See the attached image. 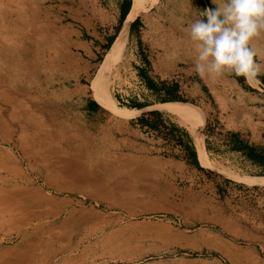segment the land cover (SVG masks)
<instances>
[{"label":"rangeland","instance_id":"374dc122","mask_svg":"<svg viewBox=\"0 0 264 264\" xmlns=\"http://www.w3.org/2000/svg\"><path fill=\"white\" fill-rule=\"evenodd\" d=\"M120 1L0 0V264H264V178L209 158L204 134L217 123L190 82L199 75L186 30L210 0H142L133 40L117 47L118 33L93 55L72 45L81 33L106 36ZM255 46L264 63V37ZM143 67L181 91L147 108L164 114L153 124L133 108L147 103ZM21 127L29 141L48 134L62 156L48 166L24 158L4 140ZM185 144L210 164L196 167Z\"/></svg>","mask_w":264,"mask_h":264},{"label":"crops","instance_id":"0c3cea01","mask_svg":"<svg viewBox=\"0 0 264 264\" xmlns=\"http://www.w3.org/2000/svg\"><path fill=\"white\" fill-rule=\"evenodd\" d=\"M130 8L129 0H121L114 15L116 22L105 33L106 36L102 35L100 40L97 35L87 39L81 33L73 37L72 45L89 55L111 48ZM208 8H215L212 0H210ZM137 18L136 22L135 18L129 25L128 41L136 38L135 35L140 32L138 29L141 28V18L139 16ZM119 25L120 29L118 30ZM86 31L89 33L88 30ZM257 62H259L258 57ZM139 73V78L143 81V91L147 97V103H141L142 105L133 108L143 111L142 119H151L153 115L147 113V111H151L147 108L162 102V99L170 94L168 89L172 88V84L167 81H157L145 67L141 68ZM192 79L193 81L190 82L197 89V95L209 108L208 112H213L212 116L215 117L217 123V125L214 124L211 132L204 134V148L209 158L227 163L238 174L244 173L250 177L264 178V75L258 77V83L249 82L244 77L228 73L215 79H210L207 76H196ZM178 93L181 91L177 88L175 94ZM130 99H132L131 96ZM211 103L216 104V108H211ZM98 108L95 107L94 110ZM160 114L164 117L163 113L160 112ZM232 134H234L236 142L248 145L255 154L261 155L262 160L255 161L249 157L247 149H235L233 147L235 140L233 141ZM188 143L191 144L190 140ZM194 148L199 161L196 147Z\"/></svg>","mask_w":264,"mask_h":264},{"label":"clouds","instance_id":"9594fccd","mask_svg":"<svg viewBox=\"0 0 264 264\" xmlns=\"http://www.w3.org/2000/svg\"><path fill=\"white\" fill-rule=\"evenodd\" d=\"M187 31L195 52L194 71L215 79L224 74L259 82L264 63L257 62L255 41L264 37V0H212Z\"/></svg>","mask_w":264,"mask_h":264},{"label":"bare ground","instance_id":"6f19581e","mask_svg":"<svg viewBox=\"0 0 264 264\" xmlns=\"http://www.w3.org/2000/svg\"><path fill=\"white\" fill-rule=\"evenodd\" d=\"M23 3V2H22ZM25 3V2H24ZM8 6V5H7ZM39 6V5H38ZM145 6V5H144ZM29 8V7H28ZM140 9H142L143 10V1L142 0H132V6H131V8H130V11H129V13H128V15H127V18H126V20H125V22H124V24H123V26H122V28H121V30H120V32H119V34H118V37H117V40H116V42H115V45L117 46V47H119V46H122V45H124L125 44V42L127 41V37H128V31H129V25H130V23H131V20L133 19V16L135 15V13L138 11V10H140ZM17 10V9H16ZM19 10V9H18ZM22 11V10H21ZM33 11V10H32ZM8 12V11H7ZM38 12V11H37ZM39 12H41V11H39ZM36 13V12H35ZM10 16V15H9ZM36 16V15H35ZM45 17V16H44ZM49 17V16H48ZM3 18V17H2ZM39 19V18H38ZM33 20V19H32ZM3 22V21H2ZM2 22H1V24H2ZM35 22V21H34ZM42 22V21H41ZM31 23V22H30ZM51 23H52V21H51ZM11 24V23H10ZM3 25V24H2ZM12 26V25H11ZM23 26V25H22ZM47 26V25H46ZM7 27V26H6ZM30 28V27H29ZM57 28H59V27H57ZM52 29V28H51ZM7 31V30H6ZM10 31V30H9ZM37 32V31H36ZM53 33H54V31H53ZM56 33V32H55ZM24 34V33H23ZM28 34V33H27ZM43 34V33H42ZM46 34V33H45ZM60 34V33H59ZM28 36V35H27ZM51 36V35H50ZM60 36V35H59ZM23 38V37H22ZM35 38H37V37H35ZM34 38V39H35ZM52 38V37H51ZM1 39V38H0ZM21 39V38H20ZM39 39V38H38ZM50 39V38H49ZM53 39H56V38H53ZM59 39H61L60 37H59ZM58 39V40H59ZM60 41V40H59ZM64 41V40H63ZM4 42V41H3ZM44 42V41H43ZM46 42V41H45ZM22 43V42H21ZM34 43V42H33ZM23 44V47H25L26 48V46H24L25 44L24 43H22ZM42 44V43H41ZM64 44V43H63ZM38 45V44H37ZM53 45H55V44H53ZM164 46V45H163ZM38 47V46H37ZM65 47V46H64ZM9 48V47H8ZM46 48V50L48 49L47 47H45ZM51 48V47H50ZM66 48H67V46H66ZM166 48V47H165ZM36 49V48H35ZM55 49V48H54ZM58 49V48H57ZM10 50H12V49H10ZM24 50V49H23ZM28 50V49H27ZM33 50V49H32ZM25 52H26V50H25ZM48 52H49V49H48ZM53 52V51H52ZM3 54V53H2ZM22 54V53H21ZM48 55V54H47ZM58 55V54H57ZM14 56V55H13ZM12 56V57H13ZM20 57V56H19ZM46 57V56H45ZM58 57H59V55H58ZM21 58V57H20ZM62 58V57H61ZM60 58V59H61ZM64 58V57H63ZM74 58V57H73ZM123 58V57H122ZM42 59V58H41ZM44 59V58H43ZM42 59V60H43ZM56 59H57V57H56ZM9 61V60H8ZM7 61V62H8ZM27 61H30V60H27ZM36 61V60H35ZM67 61V60H66ZM14 62V61H13ZM44 63V62H43ZM70 63V62H69ZM116 63V62H115ZM11 64V63H10ZM16 64V63H15ZM20 64V63H19ZM22 64V63H21ZM56 64V63H55ZM66 64V63H65ZM11 66V65H10ZM17 66V65H16ZM30 66V65H29ZM32 66V65H31ZM36 66H39V64L38 65H36ZM44 67V66H43ZM5 68V67H4ZM13 68V67H12ZM53 68V67H52ZM9 69V68H8ZM27 70V69H26ZM46 70V69H45ZM55 70H56V68H55ZM32 71V70H31ZM52 72H54V71H52ZM12 73V72H11ZM40 73V72H39ZM28 74V73H27ZM47 74V73H46ZM102 74V73H101ZM3 75H4V73H3ZM12 75V74H11ZM15 75V74H14ZM34 75V74H33ZM58 75H61V74H58ZM103 75V74H102ZM2 76V75H1ZM100 76V75H99ZM99 76H97V77H99ZM7 77V76H6ZM30 78V77H29ZM49 79V78H48ZM53 79V78H52ZM32 80V79H31ZM30 80V81H31ZM60 80V79H59ZM18 81V80H17ZM26 81H28V80H26ZM94 81V80H93ZM97 82H101L100 80L99 81H97ZM2 84V83H1ZM0 84V85H1ZM36 84V83H35ZM4 87V86H3ZM95 88H98V85L97 84H95ZM12 89V88H11ZM29 89V88H28ZM99 89V88H98ZM17 90V89H16ZM30 90V89H29ZM102 91V90H101ZM104 91H106V89H104ZM16 92V91H15ZM28 92H30V91H28ZM49 92V91H48ZM51 93V92H50ZM49 93V94H50ZM105 93V92H104ZM107 93V92H106ZM32 94V93H31ZM100 94L103 96V98H108V97H106V96H108V95H103L101 92H100ZM93 95H94V97L97 99V96H96V94L95 93H93ZM20 96V95H19ZM41 96H44V95H41ZM39 98V97H38ZM43 98V97H42ZM25 99V98H24ZM30 99V98H29ZM48 99V98H47ZM28 100V99H27ZM18 101V100H17ZM22 101V100H21ZM46 101V100H45ZM54 102V101H53ZM30 103V102H29ZM32 104L33 103H31L29 106H26L27 108V110H29L30 109V107L32 106ZM55 104V103H54ZM53 104V105H54ZM63 104V103H62ZM175 104V103H174ZM55 106V105H54ZM176 106V109H173V108H171L170 110H166V111H168V112H171V113H174V110H176V111H181L180 110V107H179V105H175ZM37 107V106H36ZM60 107V106H59ZM51 108V107H50ZM2 109V108H1ZM3 109H6V107L5 106H3ZM38 109V108H37ZM43 109V108H42ZM10 110V109H9ZM34 110V109H33ZM63 110H65V109H63ZM15 111V110H14ZM48 111H50V110H48ZM54 111V110H53ZM63 112V111H62ZM2 113H3V111H2ZM13 113V112H12ZM42 113V112H41ZM50 113V112H49ZM59 114V113H58ZM65 114V113H64ZM7 115V114H6ZM56 115V114H55ZM8 116V115H7ZM33 114L32 113H30L29 111L27 112V121L28 122H30V123H32L33 121H34V119H33ZM58 116V115H57ZM61 116V115H60ZM21 119V118H20ZM50 119V118H49ZM55 119V118H54ZM10 120V119H9ZM51 120V119H50ZM1 121H2V119L0 118V123H1ZM8 122V121H7ZM49 123V122H48ZM9 124V123H8ZM10 125V124H9ZM54 125H55V123H54ZM34 127H36V128H40L41 130H43V127H42V124H41V122H35L34 123ZM52 130V129H51ZM23 131H24V129L21 127V133H19L18 134V137H17V139L16 140H14L11 136H10V138H4V140H6V142L7 141H12L13 143H14V145L16 146V148L18 149V150H21V154H23V156H24V158H26L27 160H32V161H35V162H38V163H42V164H44V165H46V166H48L49 164H50V161H51V157H52V154H53V152H55L57 155H58V157H61L60 156V151L59 150H57V149H55V148H53V144H52V142H50V140H49V137H48V134H45L43 137L42 136H37V135H35L36 137H33V138H31L30 139V141L27 139V138H23ZM7 133V132H6ZM18 133V132H17ZM11 135H12V133H11ZM77 140V139H76ZM62 142V141H61ZM63 143V142H62ZM61 143V144H62ZM67 143V142H66ZM83 144V143H82ZM13 145V146H14ZM68 145V144H67ZM77 145V144H76ZM84 145V144H83ZM197 145V144H196ZM63 146H65V145H63ZM72 146V145H71ZM6 146H4V148H5ZM7 149H8V147H7ZM93 149H95V148H93ZM104 149V148H103ZM17 150V151H18ZM62 150V149H61ZM199 150V149H198ZM57 151V152H56ZM63 151V150H62ZM87 151V150H86ZM98 151V150H97ZM107 152V151H106ZM63 153V152H62ZM105 153V152H104ZM111 153V152H110ZM2 154V153H1ZM20 154V155H21ZM102 154V153H101ZM12 155V154H11ZM54 155V154H53ZM2 156V155H1ZM0 156V157H1ZM95 156V155H94ZM9 157V156H8ZM13 157V156H12ZM64 157H65V155H64ZM87 157V156H86ZM6 158V157H5ZM56 158V157H55ZM101 158V157H100ZM99 158V159H100ZM124 158V157H123ZM199 158L201 159V161H203L205 164H210L209 163V160H208V157H207V155H203V153H201V151H199ZM2 159V158H1ZM95 159V158H94ZM135 159V158H134ZM4 160V159H3ZM2 160V161H3ZM58 160V159H57ZM86 160V159H85ZM95 160H98V159H95ZM94 160V161H95ZM56 161V160H55ZM68 161V160H67ZM67 161H66V163H67ZM71 161V160H70ZM69 161V162H70ZM81 161V160H80ZM1 162V161H0ZM13 162V161H12ZM73 162V161H72ZM71 162V163H72ZM82 162V161H81ZM10 163V162H9ZM15 163H17V162H15ZM34 163V162H33ZM122 163V162H121ZM4 164V163H3ZM21 164V163H20ZM74 164H76V163H74ZM73 164V165H74ZM84 164V163H83ZM93 164V163H92ZM14 165V164H13ZM72 165V166H73ZM89 165H91V164H89ZM96 165V164H95ZM12 166V165H11ZM71 165H70V167H72ZM97 166V165H96ZM137 166H138V164H137ZM28 167V166H27ZM65 167V166H64ZM92 167V166H91ZM98 168V167H97ZM6 170V169H5ZM9 170V169H8ZM11 170V169H10ZM9 170V171H10ZM23 170V169H22ZM64 170V169H63ZM72 170V169H71ZM74 170H77V169H74ZM99 170V169H98ZM7 171V170H6ZM8 171V172H9ZM13 171V170H12ZM103 171V170H102ZM108 171V170H107ZM18 172V171H17ZM38 172V171H37ZM110 172V171H109ZM14 173V172H13ZM41 173V172H40ZM39 173V174H40ZM74 173V172H73ZM127 173V172H126ZM19 174H20V172H19ZM23 174V173H22ZM115 174V173H114ZM118 174V173H117ZM64 175V174H63ZM119 175V174H118ZM7 176V175H6ZM46 175H44V177H45ZM51 176V175H50ZM15 177V176H14ZM23 177V176H22ZM62 177V176H61ZM1 178H2V176H1ZM11 178V177H10ZM21 178V177H20ZM55 178H57V177H55ZM67 178V177H66ZM93 179H94V177H92ZM18 179V178H17ZM30 179H32V178H30ZM42 179V178H41ZM11 180V179H10ZM13 180V179H12ZM16 180V179H15ZM33 180V179H32ZM31 180V181H32ZM37 180V179H36ZM50 180V179H49ZM70 180V179H69ZM34 181V180H33ZM25 182V181H24ZM52 182H54V181H52ZM2 183V182H1ZM17 184V183H16ZM26 184V183H25ZM10 185V184H9ZM14 185V184H13ZM22 185V184H21ZM47 185H49L48 183H47ZM17 186V185H16ZM19 186H20V184H19ZM88 186V185H87ZM138 186V185H137ZM10 187V186H9ZM14 187H15V185H14ZM53 187V186H52ZM2 188V187H1ZM24 188V187H23ZM36 188V187H35ZM64 188V187H63ZM84 188V187H83ZM6 189V188H5ZM5 189H4V191H5ZM11 189V188H10ZM18 189V188H17ZM16 189V190H17ZM38 189H40V188H38ZM64 189H66V188H64ZM70 189V188H69ZM76 189V188H75ZM25 190V189H24ZM54 190V189H53ZM4 191H2V192H4ZM58 191V190H57ZM88 191V190H87ZM16 192V191H15ZM17 192L19 193V189L17 190ZM25 192V191H24ZM37 192H39V191H37ZM42 192V191H41ZM48 192V191H47ZM6 193V192H5ZM8 194V193H7ZM52 194V193H51ZM4 195V194H3ZM2 195V196H3ZM10 195V194H9ZM43 196H45V195H43ZM42 196V197H43ZM47 197H50V196H47ZM44 198V197H43ZM48 199V198H47ZM55 199V198H54ZM44 200V199H43ZM34 201V200H33ZM37 201V200H36ZM45 201V200H44ZM50 201H52V200H50ZM11 203V202H10ZM46 203V202H45ZM52 203V202H51ZM45 205V204H44ZM51 205V204H50ZM54 205V204H53ZM42 208V207H41ZM36 211V210H35ZM10 212V211H9ZM23 212V211H22ZM37 212V211H36ZM44 212V211H43ZM74 212V211H73ZM0 213H1V211H0ZM67 213V212H66ZM69 213V212H68ZM76 213V212H75ZM7 214V213H6ZM11 214V213H10ZM91 214V213H90ZM5 215V214H4ZM59 215V214H58ZM72 215V214H71ZM9 216H11V215H9ZM21 216V215H20ZM6 217H8V215L6 216ZM27 217V216H26ZM26 217H25V219H26ZM68 217H69V215H68ZM67 217V218H68ZM71 217V216H70ZM0 218H2V217H0ZM11 218V217H10ZM9 218V219H10ZM38 218V217H37ZM6 219V218H5ZM72 219V218H71ZM22 220V219H21ZM36 220V219H35ZM65 220H67V219H65ZM81 220V219H80ZM31 221V220H30ZM29 221V222H30ZM49 221V220H48ZM44 222V221H43ZM61 222H63V221H61ZM80 222V221H79ZM37 223H39V222H37ZM30 224V223H29ZM47 224V223H46ZM51 224H53V223H51ZM6 225V224H5ZM61 225V224H60ZM26 226V225H25ZM35 226V225H34ZM44 227V226H43ZM5 228V227H4ZM26 228H27V226H26ZM31 228V227H30ZM36 228H37V226H36ZM46 228V227H45ZM59 229V228H58ZM10 230V229H9ZM36 230V229H35ZM1 231V230H0ZM36 231H38V230H36ZM26 232H27V230H26ZM25 232V233H26ZM52 232V231H51ZM3 233V232H2ZM18 233V232H17ZM47 233V232H46ZM59 233H60V231H59ZM58 233V234H59ZM4 234H7V233H4ZM23 234V233H22ZM38 234V233H37ZM36 234V235H37ZM57 234V235H58ZM35 235V236H36ZM46 235V234H45ZM52 235V234H51ZM56 235V234H55ZM22 236V235H21ZM31 237V236H30ZM51 238V237H50ZM28 239V238H27ZM36 239V238H35ZM40 239V238H39ZM45 240V239H44ZM53 240V239H52ZM36 241V240H35ZM47 241V240H46ZM28 242H29V240H28ZM40 242V241H39ZM42 242V241H41ZM53 242H55V241H53ZM48 243V242H47ZM42 246H44V243H43V245ZM6 247V246H5ZM9 247V246H8ZM41 248V247H40ZM39 248V249H40ZM13 249V248H12ZM42 249V248H41ZM53 249V248H52ZM9 249H7L6 251H8ZM38 250V249H37ZM36 250V251H37ZM60 250V249H59ZM58 250V251H59ZM62 250V249H61ZM4 252V254H3V256H1L0 255V257H1V259L4 257V255L7 253V252ZM41 251V250H40ZM55 251V250H54ZM9 252V251H8ZM15 252V251H14ZM56 252V251H55ZM36 254V253H35ZM29 255H31V252L29 253ZM53 255V254H52ZM9 256V255H8ZM11 256V255H10ZM28 256V255H27ZM29 258V257H28ZM30 260V259H29ZM10 261V260H9Z\"/></svg>","mask_w":264,"mask_h":264},{"label":"trees","instance_id":"16d2710c","mask_svg":"<svg viewBox=\"0 0 264 264\" xmlns=\"http://www.w3.org/2000/svg\"><path fill=\"white\" fill-rule=\"evenodd\" d=\"M132 4V0H129V5ZM138 18L135 19V22L137 21ZM134 22V23H135ZM121 24V23H120ZM120 29V25L118 27V30ZM169 90V95L168 96H165L163 99H162V102H167V101H177V100H182L181 99V96L178 95V94H175V91L177 90V86H174L172 87L171 89H168ZM134 106H137V105H134ZM95 107H99V103L95 100H91L88 104H87V108L92 111L94 110ZM152 115H160V112L159 111H152L151 112ZM142 123H150V124H153L150 120L148 119H143L142 120ZM232 138L233 141L235 140V144H233V147L235 149H239V150H246L247 149V153H248V156L251 157L252 159H254L255 161H261L262 160V157L261 155L259 154H255L254 151H252L251 148H249L248 145H243V144H240L238 142H236V138L234 136V134H232ZM185 148L187 149V152H188V155L190 157V161L196 166L198 167L199 169L203 170V167L200 165L197 157H196V153H195V148L194 146H190L188 144H185ZM254 150V149H253Z\"/></svg>","mask_w":264,"mask_h":264}]
</instances>
